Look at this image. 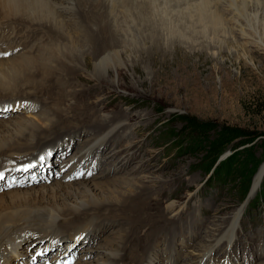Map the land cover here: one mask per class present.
Segmentation results:
<instances>
[{"label": "rangeland", "instance_id": "rangeland-1", "mask_svg": "<svg viewBox=\"0 0 264 264\" xmlns=\"http://www.w3.org/2000/svg\"><path fill=\"white\" fill-rule=\"evenodd\" d=\"M192 1L133 0L129 9L122 8V12L117 9L105 19L109 25L106 29L119 48L114 65L96 72L95 60L89 51L87 59L80 55V69L70 78L69 84L66 83V89L73 94L71 99L65 100L66 103L61 101L59 92L63 84L52 87L47 92L49 95L43 96L48 104L50 100L61 101L62 108H78L68 112L83 120L80 124H76L78 119L74 120V126L81 127L75 136L63 134V129L52 131V137L43 142L41 152L56 149L62 143L69 144L70 138L78 144L86 138L94 145L89 154L97 153L95 145L111 140L101 155L105 160V152L115 143L113 135L119 132L124 139L122 144L117 142L116 148L125 146L130 139L135 146L121 149L117 158L126 151L124 157L131 152L128 158L134 159L123 162V165L129 163L124 170L112 164V157L103 163L99 159L100 164L85 169L92 171L89 177L98 175L101 178L100 174L107 175L115 167L113 175L104 178L106 182L115 184L122 176L124 179L133 176L154 189L136 200L141 208L138 215L117 212V215L122 214L120 220L108 216L104 221L108 223H101L103 227L96 230L95 239H86L83 245L78 239L74 264L81 255L82 261H89V264H104L103 258L107 256L101 254L103 250H79L103 244L107 248L111 239L130 230L128 236L131 238L147 236L146 232L158 228L171 230L169 223L171 226L186 223L187 227L184 235L175 238L169 254L164 257V251L160 255L165 262L159 260L158 264H170L171 259L175 262L176 255H179L176 264L192 262L204 248H211L212 253L220 247L223 256L230 251L226 243L234 231L230 239L234 243L233 258L243 255L247 259L244 264H264V198L262 192L258 193L261 186L255 194L252 195V190L250 193L253 177L264 164V13L255 17L253 11L252 16H243L242 27H239L231 14L233 10L228 8L229 0H214L222 23L212 29L209 24L194 21L184 12L189 10L185 8L186 3ZM52 104L56 106L55 102ZM7 113L0 117L16 115V112ZM113 116L119 119L92 136L94 129L88 127L87 122ZM119 121L126 127L119 129L116 126ZM233 134L239 136L227 140ZM198 135L205 139H196ZM251 156L253 162L248 160ZM144 161L150 166L140 170ZM66 170L70 173L71 168ZM215 176L220 178L221 184H208ZM43 181L37 182H49ZM261 182L264 183L263 178ZM247 183L251 184L245 192ZM30 184L25 186H32ZM5 189H0V193ZM147 199L152 200L151 207L145 208L142 200ZM170 206L172 208H167ZM142 215L145 220L147 217L154 219L155 225L149 221L138 227L132 224L131 220L140 221ZM161 216L169 221L156 222ZM193 230L198 234L193 235ZM213 237L220 241L207 245V239ZM203 241H207V246L196 250ZM157 246L156 249L162 251V244ZM127 262L141 264L136 259L124 263Z\"/></svg>", "mask_w": 264, "mask_h": 264}, {"label": "bare ground", "instance_id": "bare-ground-1", "mask_svg": "<svg viewBox=\"0 0 264 264\" xmlns=\"http://www.w3.org/2000/svg\"><path fill=\"white\" fill-rule=\"evenodd\" d=\"M132 1L0 0V101L7 102L8 105L0 108V116H5L7 111L9 112L7 115L16 112L13 117H0V166L8 167L7 160L17 162L22 159L24 161L31 159L39 164L33 171L39 172L41 169L37 178L31 179L30 176L25 177L23 173L17 174V178L22 177L21 182L13 186H7L4 182H0V189L8 187L0 193V264H37L39 258L35 254L36 249L59 246L66 241L65 245L71 246L76 244L78 239H81L82 243L87 235L89 239L93 240L98 235L99 229L103 227L102 225L108 223H104L108 216H114L115 219L120 220L122 214L127 212L138 215L141 208L135 203L136 200H140L147 191L150 193V190H154L151 189L153 187L148 188L142 181H139V178L133 176L125 179L124 176L118 177L120 181L115 184L106 182L104 178L108 174L114 173L115 167L107 175L100 174L101 178L97 175L91 179L89 176L92 171L89 170V173L88 170L80 167L71 168L70 173L58 176L54 168L56 157L70 143H62L56 149L51 148L49 151L41 152L43 142L47 141L48 137H52L50 135L52 131L63 129V134H73L74 136L77 134L76 131H80L81 127L79 129L73 124L74 120L76 122L78 118L72 113L70 115V112L78 108L70 106L65 109L66 107L62 108V105L59 104V102L63 101L64 103L65 100L73 97V94L66 89V83L69 84L70 78L76 75L80 69V55L87 59L90 56L89 51L95 60L96 72H103L107 67L114 65L119 48L113 43L111 35L106 29L109 25L105 19H109L117 9H120L121 12L122 8L129 9L132 6ZM185 8L189 9L184 12L189 14L192 20L200 23L204 21L212 29L220 27L222 23V17L214 0H194L186 3ZM228 8L233 10L231 14L236 25L242 27L243 16L248 18L252 16L251 12L253 11L255 17L259 13H264V0H229ZM99 34H102V37H96ZM86 46L89 47L88 50ZM9 50L10 52H7ZM60 84L64 86L59 92L61 101L50 100V104H48L43 96L48 94L49 89L54 86L59 87ZM53 102L56 103L55 107L53 104L51 105ZM70 109L71 111L68 112ZM86 113L84 111V114ZM90 117L92 118V116ZM118 119L119 116L109 119H91L87 122V126L94 129L91 134L96 136V132L107 129ZM82 120L78 119L76 124H80ZM116 126L119 129L123 126L126 127L120 121ZM69 128L72 130H68ZM118 133L112 134L115 143L112 144V149L105 152L104 157L107 159L103 160L101 155L111 140L105 144L95 145V149L99 154L100 163L112 157V164H116L117 168L124 170L129 163L123 165V162L130 160L128 157L131 152L124 157L126 153L124 151L125 153L117 158L118 153L123 148L135 146V142L130 139L125 143V146L116 148L117 142L122 144L121 141L124 139L123 135ZM70 141L73 143L75 140L70 138ZM89 143L85 142L82 145L80 157L88 156L92 150V146L86 148ZM79 145L81 144L79 143ZM50 153L53 155L51 159H47ZM41 156L45 158L43 161L39 159ZM133 159L131 158L130 161ZM116 161L117 163H115ZM100 163L97 162L92 166ZM148 166H150L148 161H144L140 170L143 168L145 170ZM65 171L67 172V170ZM44 172L45 175H42ZM81 173L83 174L81 175ZM263 175L264 164L255 180L253 177V188L251 184L250 189L252 195L260 187ZM77 177H81V179L75 180ZM39 180L49 182L38 184ZM29 183H32L30 184L32 186L26 187ZM79 187L83 189L81 190ZM151 202L152 200L148 199L142 200V203L146 204L145 208L151 207ZM167 208H172V206ZM117 212L122 214L117 215ZM166 219L161 216L156 222H168L169 220ZM131 221L138 227L139 224L148 221L153 225L155 220L148 219V217L145 220L142 215L140 221ZM202 223L203 221L199 224ZM186 227V223L175 226H171L169 223L171 230L158 228L150 233L146 232L147 236H133V238L128 236L131 230L128 233H122V230H119L122 234L118 235L117 239L107 238L111 239L107 248L103 244L98 248L87 246L79 251L103 250L104 252L101 254L107 256L103 258L104 264H125L126 260L135 259L140 260L141 264H158L159 260L165 262L160 255L164 251L165 256L168 255V251L175 245V238L182 235ZM227 231L230 232V230ZM197 234L198 231L193 230V235ZM207 241H203L196 250L207 246L211 241L219 242L220 240L213 237ZM136 243L138 245L134 246ZM159 243L162 244V251L156 249ZM165 244L167 245L165 246ZM139 254L144 256L141 258ZM82 256H79L76 264H89V261H82L84 259ZM178 258L179 255H176L173 258L175 262L171 259L172 263L170 264H176ZM127 264L129 263L127 262Z\"/></svg>", "mask_w": 264, "mask_h": 264}, {"label": "trees", "instance_id": "trees-1", "mask_svg": "<svg viewBox=\"0 0 264 264\" xmlns=\"http://www.w3.org/2000/svg\"><path fill=\"white\" fill-rule=\"evenodd\" d=\"M239 135H236V134H233V135H231L229 138H227V140H232V139H234V138H237ZM197 138H201L199 135L198 136H196V139ZM205 139V138H204ZM203 139V137L201 138V140H204ZM182 144V143H181ZM216 156V155H215ZM248 160L250 161V162H253L254 161V158H253V156H251V157H249L248 158ZM256 166V165H255ZM255 166H253V167H251V169H252V172L254 171V167ZM215 175H217V174H215ZM219 177L218 176H215L214 178H212V180L208 183V184H221V180H220V178L218 179ZM263 179H264V177H263ZM247 180H248V178H247ZM249 181H251V177L249 178ZM248 184V183H247ZM250 184L251 183H249L248 185H246L247 187H245L244 189H245V192L249 189V187H250ZM261 188H259V191H258V193H259V195L261 194V192H262V196H263V198H264V183H262L261 182ZM260 189H261V191H260ZM258 193H257V195H258ZM256 197V196H255Z\"/></svg>", "mask_w": 264, "mask_h": 264}, {"label": "snow or ice", "instance_id": "snow-or-ice-1", "mask_svg": "<svg viewBox=\"0 0 264 264\" xmlns=\"http://www.w3.org/2000/svg\"><path fill=\"white\" fill-rule=\"evenodd\" d=\"M30 167V166H29ZM24 171H27L28 170V168L27 167H25L24 169H23ZM83 173H81V175H82ZM4 179V174L2 173V172H0V180H3Z\"/></svg>", "mask_w": 264, "mask_h": 264}]
</instances>
